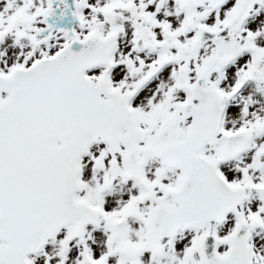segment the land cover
<instances>
[{
    "label": "snow or ice",
    "instance_id": "6c2138e0",
    "mask_svg": "<svg viewBox=\"0 0 264 264\" xmlns=\"http://www.w3.org/2000/svg\"><path fill=\"white\" fill-rule=\"evenodd\" d=\"M0 264H264V0H0Z\"/></svg>",
    "mask_w": 264,
    "mask_h": 264
}]
</instances>
